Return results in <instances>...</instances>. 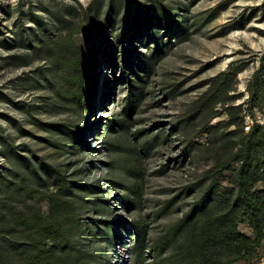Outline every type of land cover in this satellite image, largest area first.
<instances>
[{
  "label": "rangeland",
  "instance_id": "obj_1",
  "mask_svg": "<svg viewBox=\"0 0 264 264\" xmlns=\"http://www.w3.org/2000/svg\"><path fill=\"white\" fill-rule=\"evenodd\" d=\"M69 30L92 51L80 102L43 43ZM255 123L264 0H0V198L44 212L59 189L44 167L60 170L75 264H197L200 222L183 218L210 181L208 132L237 137ZM237 228L254 238L246 218ZM208 251L223 264H264V236L244 257L218 242Z\"/></svg>",
  "mask_w": 264,
  "mask_h": 264
},
{
  "label": "trees",
  "instance_id": "obj_2",
  "mask_svg": "<svg viewBox=\"0 0 264 264\" xmlns=\"http://www.w3.org/2000/svg\"><path fill=\"white\" fill-rule=\"evenodd\" d=\"M43 43L58 72L63 68L57 64H64L72 97L79 102L84 100L91 80L92 51L75 43L72 30L48 36ZM219 87L215 86L210 94ZM249 90L253 106L255 91ZM217 129V125L212 126L207 135V147L214 157L208 169L209 184L183 218L193 219L194 224L200 222L197 264H223L209 253L210 243L223 244L236 259L244 257L264 236V124H252L237 137L234 131L219 134ZM53 168L49 164L44 167L47 173L52 170L59 181V189L49 195L48 210L41 212L30 204L17 209L0 198V264H75L71 240L75 232L69 227L75 212L66 196L69 184L66 176ZM226 170L231 171L230 184L219 189V180ZM44 179L34 177L38 183H45ZM0 182L7 185L8 181ZM20 190L28 196L33 187L25 184ZM245 218L254 238L237 228L239 220ZM136 230L134 246L139 253L143 251L144 239L137 226Z\"/></svg>",
  "mask_w": 264,
  "mask_h": 264
}]
</instances>
